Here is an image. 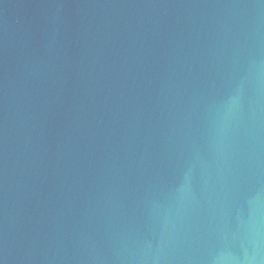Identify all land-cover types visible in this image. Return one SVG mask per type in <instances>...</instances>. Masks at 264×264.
<instances>
[{"label":"water","instance_id":"95a60500","mask_svg":"<svg viewBox=\"0 0 264 264\" xmlns=\"http://www.w3.org/2000/svg\"><path fill=\"white\" fill-rule=\"evenodd\" d=\"M0 264H264V0H0Z\"/></svg>","mask_w":264,"mask_h":264}]
</instances>
